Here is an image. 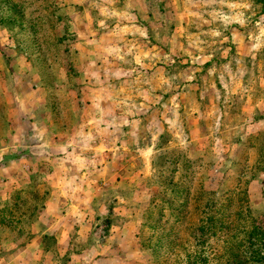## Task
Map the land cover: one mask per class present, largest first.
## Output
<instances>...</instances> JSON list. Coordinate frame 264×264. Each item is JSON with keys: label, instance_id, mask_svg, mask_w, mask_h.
Listing matches in <instances>:
<instances>
[{"label": "rangeland", "instance_id": "1", "mask_svg": "<svg viewBox=\"0 0 264 264\" xmlns=\"http://www.w3.org/2000/svg\"><path fill=\"white\" fill-rule=\"evenodd\" d=\"M257 226L264 0H0V264H264Z\"/></svg>", "mask_w": 264, "mask_h": 264}, {"label": "trees", "instance_id": "2", "mask_svg": "<svg viewBox=\"0 0 264 264\" xmlns=\"http://www.w3.org/2000/svg\"><path fill=\"white\" fill-rule=\"evenodd\" d=\"M257 227H258L257 228V231H255L254 235L256 234L258 237H260V238L255 237L256 239H259V241H260V240H263L264 239V235H262V233H259V231H260L259 228H262V227H259V226H257Z\"/></svg>", "mask_w": 264, "mask_h": 264}]
</instances>
